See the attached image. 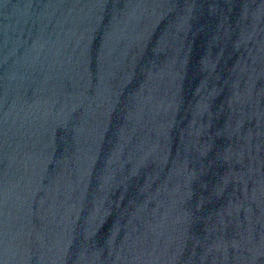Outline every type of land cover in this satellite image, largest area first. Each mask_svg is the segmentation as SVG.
I'll return each mask as SVG.
<instances>
[{"label":"water","instance_id":"95a60500","mask_svg":"<svg viewBox=\"0 0 264 264\" xmlns=\"http://www.w3.org/2000/svg\"><path fill=\"white\" fill-rule=\"evenodd\" d=\"M0 264H264V0H0Z\"/></svg>","mask_w":264,"mask_h":264}]
</instances>
